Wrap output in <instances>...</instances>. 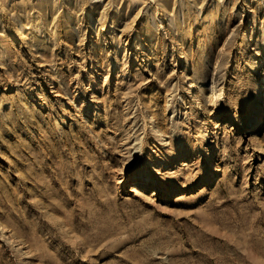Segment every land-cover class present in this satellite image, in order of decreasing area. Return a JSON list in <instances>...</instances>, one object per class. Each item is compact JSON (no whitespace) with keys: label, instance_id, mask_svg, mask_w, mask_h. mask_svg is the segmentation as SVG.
I'll use <instances>...</instances> for the list:
<instances>
[{"label":"rangeland","instance_id":"1","mask_svg":"<svg viewBox=\"0 0 264 264\" xmlns=\"http://www.w3.org/2000/svg\"><path fill=\"white\" fill-rule=\"evenodd\" d=\"M245 35L264 0H0V264H264Z\"/></svg>","mask_w":264,"mask_h":264},{"label":"bare ground","instance_id":"2","mask_svg":"<svg viewBox=\"0 0 264 264\" xmlns=\"http://www.w3.org/2000/svg\"><path fill=\"white\" fill-rule=\"evenodd\" d=\"M163 3V1H161ZM184 2V1H183ZM223 6V5H222ZM188 7V6H187ZM220 8V4L214 8V10H217ZM160 9V8H158ZM165 10V8H163ZM157 10V9H156ZM155 16V14H154ZM217 19V18H216ZM170 21V20H169ZM174 22V20H173ZM174 24V23H173ZM19 25V24H18ZM177 25V24H176ZM159 27H162L161 25H158ZM26 24H20L21 29H26ZM164 27V26H163ZM37 29V28H36ZM162 29V28H161ZM41 30V29H40ZM181 40V39H180ZM244 58H245V66L246 69L250 75V77L254 80V91L257 94L255 104L251 111H249L245 116L242 118V123L247 125L248 129H254L258 127V125L262 122L263 119V112H264V73L262 70V66L264 64V57L263 55H257L256 48L251 43L250 39L245 35L244 37ZM180 58H182L185 54V50H180ZM217 69L212 70V76L217 74ZM196 74V72H194ZM194 76L192 78H189V84L187 87V93L190 94L192 101L195 102L193 111L195 113H200V127L198 129V141L200 142V145L203 147L201 148V151L206 149V160L208 163H212V166L209 168V172L214 174L219 171V167L216 164L215 159V151L213 144V138H212V125L213 122L210 120H207V116H204L206 112V103L205 99L201 96V80L203 79H194ZM213 78V77H212ZM211 90H214V83H210ZM219 94V93H218ZM217 95V93L215 94ZM222 96V95H221ZM261 101H263V104H261ZM262 108V110H261ZM148 125L155 126L156 131L158 132L159 136H162V132L157 129L156 126V117L150 116L149 117ZM253 137V133H252ZM174 150H172L173 152ZM174 153V152H173ZM186 153V152H184ZM205 155V154H204ZM135 182H142L145 181V177L142 175H137L134 179ZM138 190L136 187H132L131 192H137ZM2 230L5 228L1 225Z\"/></svg>","mask_w":264,"mask_h":264}]
</instances>
